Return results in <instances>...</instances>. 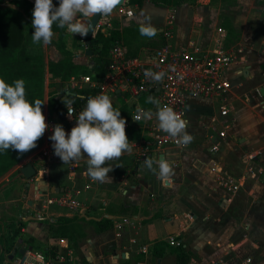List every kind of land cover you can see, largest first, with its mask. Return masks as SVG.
<instances>
[{
	"label": "crops",
	"instance_id": "obj_1",
	"mask_svg": "<svg viewBox=\"0 0 264 264\" xmlns=\"http://www.w3.org/2000/svg\"><path fill=\"white\" fill-rule=\"evenodd\" d=\"M236 4L237 13L240 15L249 16L252 7L258 17H264L262 3L254 7V4L250 6L249 0H236ZM136 8L139 9L135 21L137 25L150 18L152 25L157 28L155 37H146L149 43L164 37L160 31L166 10L152 7L146 2ZM175 8L171 16L173 35L169 39L173 48L191 52L197 49L201 54L217 46L216 43L221 40L219 26L216 25L218 16H213V22L209 23L204 11L181 5ZM215 13L217 14L218 10H215ZM158 21H161L160 25L155 26ZM231 21L239 30V25L235 26L236 21ZM224 31L227 36V29L223 28L222 33ZM123 34L128 40H131L129 35L134 34L141 41L125 45ZM121 35L125 49L134 47L137 43L147 42L142 41L139 26L124 28ZM129 52L126 51V54ZM140 53L138 57L146 55ZM250 53H245V62L240 60L225 68L224 75L227 80L243 73L248 76L247 83L249 80H254L252 85L256 83L252 66L248 62L251 58L253 60L263 55ZM54 81L59 82L58 79ZM260 89L261 87L259 91ZM44 99L43 114L46 123H59L70 132L76 122L65 117L69 127L64 126L55 112L48 108L46 96ZM213 101L218 102L216 98H188L186 102L187 131L193 138L204 136L207 144L193 145V139L184 150L173 146H153L146 156L142 157L139 154L143 140L135 136L137 133L132 129L127 133V137L133 145V151L130 154L125 153L113 162L112 171L108 174L112 183L107 184L94 182L88 177L86 157L76 161L77 168L73 172L69 163L63 164L60 158H52L48 148V128L43 135L41 146L25 157L27 162L24 164L29 163L35 168V176L26 180L19 172L13 180H19L23 189L17 195L8 194L6 201L18 203L25 199L26 204L31 206L28 211L35 213L42 212L39 205L51 196H70L78 202L81 208L79 211L76 209L78 206L43 205L42 209L48 208L44 211L46 216L30 213L23 218L28 221L24 231L33 236L34 245L42 243L46 247L55 248V256L58 253L66 256L69 264H152L153 259L157 264H181L178 260L181 251L188 256L185 264H241L245 259H250V264H264V110L261 112L260 108L256 109L255 114L249 118L244 112L238 126L243 135L234 138L239 143L243 141L240 144L247 152L256 153L260 160L253 161L250 170L248 167L246 170H223L225 154L221 143L217 141L219 150L213 154L209 149L211 142L209 143L207 134H198L194 129L198 123L216 128L218 124L214 119L218 118L221 123L220 118H228L229 114L227 117L220 116L218 106L216 107ZM217 138L224 140L226 135ZM147 159L166 160L173 170L172 174L167 178H159L144 166ZM116 164H122L123 167H117ZM213 164L222 169L223 173L219 172L218 168L209 170ZM222 175L233 180L237 186L235 190L228 189V185H225L226 178H220ZM6 179L8 181L10 178ZM51 207L55 210H50ZM74 216L80 218L78 222L81 235L75 243L66 239L67 244L60 246L57 238H50L45 227L59 217ZM44 219L47 223L41 222ZM101 219H109L111 227L97 232L90 220ZM170 237L179 241L180 246L170 244ZM18 242V248L23 249L26 255L38 252L32 246ZM158 242L165 243L160 258L153 254L154 246ZM143 246L147 247V253L141 252ZM19 249L14 254V264H19L23 256Z\"/></svg>",
	"mask_w": 264,
	"mask_h": 264
},
{
	"label": "clouds",
	"instance_id": "obj_2",
	"mask_svg": "<svg viewBox=\"0 0 264 264\" xmlns=\"http://www.w3.org/2000/svg\"><path fill=\"white\" fill-rule=\"evenodd\" d=\"M120 0H59V5L53 0H35L32 10L31 34L33 45H49L54 36L53 25L66 29L72 35L87 36L93 31L92 17L110 16ZM143 37L153 38L157 28L146 18L139 26ZM164 71H144V76L154 82H160L165 76ZM76 99H86V105L76 118V124L70 132L65 131L61 124L53 127L49 139L53 142L54 154L63 164L78 161L86 157V174L94 181L102 184L112 183L108 175L112 171L113 162L119 160L125 153H132L133 145L126 135V119L119 109L113 107L109 95L97 94L87 98L74 95L69 98L65 93L62 102L73 116L72 105ZM146 103L155 105V111L137 107L133 121H151L155 118L156 127L172 137L177 144L187 146L192 142V135L187 131L188 122L168 105L149 96ZM41 100L34 103L26 99L25 81L16 79L11 84L0 78V152L14 150L18 154L34 149L43 137L49 125L42 112ZM107 164V166H105ZM123 167L122 164H116ZM144 166L158 175L167 178L172 174V168L164 159H147Z\"/></svg>",
	"mask_w": 264,
	"mask_h": 264
},
{
	"label": "built area",
	"instance_id": "obj_3",
	"mask_svg": "<svg viewBox=\"0 0 264 264\" xmlns=\"http://www.w3.org/2000/svg\"><path fill=\"white\" fill-rule=\"evenodd\" d=\"M210 0H198L199 3H208ZM264 4V0H257ZM127 17L132 15V11L125 12ZM98 25V24H97ZM100 25L106 27L100 22ZM110 27V24H108ZM167 25H171V19ZM105 34L103 28L100 29ZM222 33V29L218 28ZM166 44L144 56L130 57L126 54L125 47L121 40H116L109 51V64L107 66V74L101 83H95L91 80L90 75L82 74L78 77L70 78L71 88H81L88 86L90 88L97 87V94H107L112 100L113 107H118L120 104L128 103L133 106L131 116L126 120V135L134 129L139 133V139L143 140L140 156L145 157L151 147L173 146L179 150L186 149L187 146L180 145L168 134L159 131L156 127V122L141 120L140 122L133 121L132 115H135V110L139 106L145 110L151 109L155 111V105H144V100L149 96L158 99L161 105H168L174 109L183 119L186 118V102L188 98H216L219 102L225 101V93L230 87L229 81L224 75L225 68L239 62L241 47L233 50H227L218 41V46L210 51L199 54L197 49L193 52L185 50H176L168 42L172 37L171 30H167L163 34ZM221 45V46H220ZM150 69L153 72L164 71L166 74L162 81L154 82L144 76V71ZM93 95V96H95ZM86 105V99L82 105L76 107L72 105L73 116H69L66 107L65 117L70 121L76 122L79 113ZM219 114L221 117H227L229 110L225 105L219 106ZM187 121V120H186ZM56 124L49 123V137L52 135L53 127ZM228 127L225 126V129ZM222 129L218 133L219 138L226 135V130ZM66 133L69 132L65 129ZM52 141L49 139V152L52 158H59L54 154ZM213 154L219 150V143H211L209 147ZM256 153H250L245 156V161L254 159ZM176 164V163H175ZM70 170L73 172L77 168V162L69 163ZM222 169L213 164L211 169ZM220 178H226L225 185H228L229 190H235L236 185L228 176L222 175ZM221 180V179H220ZM222 182L224 180H221ZM43 205H58L76 207L79 203L70 198V196H51L44 200ZM169 243L180 246V242L175 238L170 237ZM60 246H65L67 240L64 238L58 239ZM147 247H141V252L147 253ZM66 256L58 253L52 260L47 258L42 252H32L26 255L25 260L19 264H65ZM250 259H245L241 264H250ZM128 264V263H127Z\"/></svg>",
	"mask_w": 264,
	"mask_h": 264
},
{
	"label": "trees",
	"instance_id": "obj_4",
	"mask_svg": "<svg viewBox=\"0 0 264 264\" xmlns=\"http://www.w3.org/2000/svg\"><path fill=\"white\" fill-rule=\"evenodd\" d=\"M5 1L16 3L19 9L11 7L0 8V78L4 79L9 84L16 79H23L25 81L26 99L31 103H34L36 99L44 103L45 72H47L48 78L51 81L48 84L49 86L58 87L56 82H52L56 79L59 80L60 85L64 83L65 86H63V88L60 87L59 90H55L53 94L48 95L47 105L50 110L55 112L62 124L69 127V123L65 118L66 106L62 102L64 94L68 93L69 98L74 95L87 98L88 96L95 95L98 91L96 86L93 88L88 86L71 88L69 84L70 78L78 77L89 71L91 80L95 83H100L107 74L110 48L116 40H121L119 39L121 33L118 30H111L108 34H104L98 28L91 37H83L82 40L84 42L89 41L86 48L92 50L89 64L84 65L74 61L75 51L80 37L78 35L74 36L66 29H61L54 24L53 32L57 34V40L54 42V46L60 53L61 58L57 61L51 60L45 65L41 52H28L25 50L24 45H22L23 28L21 17H25L32 21L34 3L30 0H0V3ZM145 1L146 0H128L127 4L140 8ZM160 1L175 8L183 4L186 0ZM122 37L125 38V45L139 40L138 36L134 34L129 35L131 40H128V38L126 39L125 34H123ZM141 38L147 40L146 37L142 36ZM140 41L141 40H139L138 43H140ZM149 42V40H147V42L144 41L141 45H137V43L134 47V51L129 52L128 56H137L142 45L144 47L155 45V49H158L166 44L165 38L162 36L161 38L155 39L152 43ZM90 64L91 67L89 66ZM83 102L84 99H76L74 105L78 107L82 105ZM143 102L145 106L149 105L146 103V100ZM43 106L44 104H42V112ZM115 108L119 109L121 116L127 120L131 116L133 106L122 102L120 106ZM136 133V136H139L138 131ZM42 141L43 137L38 140L37 146L34 149L23 155L11 149L0 152V178L19 164L30 153L37 150L41 146ZM79 220L80 218L77 216L72 218L62 217L59 218L60 222L58 224H49L48 232L51 236L50 238H65L68 239L69 242L75 243V240L81 235ZM41 222L47 223V220L44 219ZM90 222L97 232H103L111 227V221L109 219L90 220ZM27 224L28 221L23 218L15 222L7 223L4 227L0 224V264H14L15 256H13V259H9V255L12 250L15 249L18 241H20L21 244L32 246L36 251L38 250L34 243L26 238L27 233L23 231ZM164 245V242L155 244L153 249L155 257L160 258L162 256ZM54 250L55 248L53 247L44 246L41 251L47 258L52 260L55 257ZM178 256V260L181 264H185L188 260V256L184 251H181Z\"/></svg>",
	"mask_w": 264,
	"mask_h": 264
},
{
	"label": "rangeland",
	"instance_id": "obj_5",
	"mask_svg": "<svg viewBox=\"0 0 264 264\" xmlns=\"http://www.w3.org/2000/svg\"><path fill=\"white\" fill-rule=\"evenodd\" d=\"M35 4V0H30ZM125 0V4L116 7L113 11V13L110 16H102L98 22V25L96 27V30L103 28L105 30V34H108L111 30H118L120 33H122V30L124 28H133L137 27L140 25H137L135 23L137 16L139 15V9L133 6H129ZM256 3H255V2ZM147 4L151 5L152 7H157L158 9H165V17H164V22L162 25V30L160 33L162 35L164 34L165 31L167 30H172L171 25H167L168 21L172 19V13L176 8H173L164 2H161L160 0H146L145 1ZM257 0H249L250 6L254 4V7L259 4ZM53 4L58 6L59 5V0H53ZM207 4V5H206ZM236 0H210L208 3L201 4L198 2V0H186L183 4H181L182 7L185 8H191L193 10H200L204 11L206 13V16L209 20V23L213 22V16H218V22L216 23L219 28L223 30V28L227 29V36L225 31L223 33H220V43L223 45V47L227 50H233L235 48L241 47V52L239 53L240 55V60L244 61V56L246 55L245 53L251 52L250 54H256L254 52H257L258 54L263 55L262 57H259L257 59L251 58V61H249V65L251 64L252 66V72H253V78H255L256 83H254V80H249L247 83V77L244 76L243 73L237 74L236 77L231 78V80H228L230 83L229 89L225 93V101L224 102H212L213 104L216 105V107L219 109L220 105H225L227 109L229 110V116L228 118H216L214 121L218 124L215 127H212L211 125H206V124H201L198 123L195 125V130L199 132L198 134L205 135L207 134V139L209 143H214V142H219L223 146L222 150L224 151V160L222 162V168L223 170H246L245 168L248 167L249 170L252 169V163L253 161H256L257 155L254 159L246 160L244 156L249 154L244 146H242L243 143L234 139L238 136H242L243 133L240 131V128H238L240 122H241V117L242 114L245 112L246 117L249 118L252 116V114H255L256 109L264 110V103L263 98L261 97L259 93V87L264 88V17L260 18L258 17L257 13L254 11V9L251 7V12L249 13V16L245 15H240L237 13L238 9L236 6ZM260 5V4H259ZM15 8L19 9L18 5L16 3L10 2V1H5L0 3V8ZM213 9V10H212ZM226 9V10H225ZM132 11V15L130 17H127L125 12L126 11ZM215 10H218V13H215ZM225 11H228L226 14ZM233 17V18H231ZM231 19L236 21L235 26L239 25L241 31H239L236 27L233 26ZM100 22L104 24L106 27H103L100 25ZM161 21L156 22L155 26L160 25ZM262 23V25H261ZM21 24L23 28V38H22V45H24V48L28 52H41L45 65L51 60H55L57 58H61L60 53L57 51V49L54 46V42L57 40V34H54L52 38V42L49 45H33L31 41V34L34 32V28L32 27V21L26 19L25 17H21ZM110 24V27L109 25ZM223 27V28H222ZM262 29V31H261ZM171 34L173 35L172 31ZM80 37V41L78 43V46L75 51V58L74 61L80 64L88 65L91 56H87L85 54L87 48L85 45V42L82 40V36L78 35ZM122 36V35H121ZM226 38V39H225ZM119 39L122 40V37H119ZM123 41V40H122ZM143 41V39H142ZM170 43L171 40H168ZM215 44V42H214ZM141 45V44H138ZM218 46V42L216 43ZM153 46V47H152ZM152 46H145L143 48L142 46L140 47V54L144 55L149 52H152L155 50V45ZM221 46V45H220ZM135 47V46H134ZM134 47H127L125 51H134ZM256 50V51H253ZM249 56V55H247ZM248 65V66H249ZM246 72V71H245ZM86 74L90 75V72H86ZM49 82H51L48 78L47 72H45V87H44V97L48 99L49 94H53L55 90H59V88H63L65 86L64 83L57 82V81H52L56 82V86H49ZM102 81H100L101 83ZM53 84V83H52ZM46 99V100H47ZM48 101V100H47ZM45 102V99H44ZM211 102V101H210ZM44 110V106H43ZM257 116V115H256ZM259 117V115H258ZM218 119V120H217ZM186 120V118H185ZM152 122H156L153 120ZM264 122V121H263ZM228 127L225 129V126ZM220 128V129H219ZM219 131L221 129L226 130V138L224 140H218L217 136V130ZM217 133V134H216ZM264 133V130H263ZM193 134V133H192ZM135 135V134H134ZM136 136V135H135ZM193 137V135H192ZM194 142L192 143L193 145L197 144L198 146H204V144L208 143L207 140L204 138V136H199L193 138ZM192 139V141H193ZM197 140V141H196ZM27 162V159H23L19 164H17L15 167H13L11 170L8 171V173L4 174L2 176V179H0V224L2 227H4L7 223L15 222L16 220H19L20 218H26L28 214L32 215H39V216H46L44 211L46 210L42 209L43 204L39 205V209L42 211L41 213H35L34 211H28L31 210V206L27 205L25 202V199L18 203H9L6 201L8 194L10 195H17L21 192L23 189V186L21 183H19V180L13 178L19 174V170L21 167L24 165V163ZM213 170V169H209ZM6 178H10L8 181ZM9 195V196H10ZM28 199V197H26ZM78 211L81 209L79 206L76 208ZM50 210H55L51 207ZM62 218V217H59ZM59 218H57L56 221H52V223L58 224ZM47 219V218H46ZM51 219V218H50ZM51 223V224H52ZM48 229V226L45 227V229ZM57 229V228H54ZM24 231V230H23ZM25 232V231H24ZM28 240L31 242H35V239H33V236L27 235L26 237ZM36 249H38V252H42L41 250L44 248V245L42 243L35 244ZM174 262V259L172 260ZM65 264H69V262H65ZM152 264H157L156 260L153 259Z\"/></svg>",
	"mask_w": 264,
	"mask_h": 264
},
{
	"label": "water",
	"instance_id": "obj_6",
	"mask_svg": "<svg viewBox=\"0 0 264 264\" xmlns=\"http://www.w3.org/2000/svg\"><path fill=\"white\" fill-rule=\"evenodd\" d=\"M125 4V1L124 0H120V2H119V4L117 5V7H120V6H122V5H124ZM102 17V16H101ZM100 16H99V14H97V15H94L93 17H92V21H91V23L93 24V26H95L94 27V29H93V31L91 32H89V34L87 35V36H84V37H86V38H89V37H91L93 34H94V32H95V30H96V27H97V24H98V22H99V20H100V18H101ZM89 44V41H86L85 42V45H88ZM85 54L87 55V56H92V50L91 49H87L86 50V52H85ZM90 67H91V64L89 65ZM260 94H261V96L264 98V88H261L260 89ZM20 173H21V175L26 179V180H29V179H31L33 176H35V174H36V170H35V168L31 165V164H24L22 167H21V169H20ZM59 190H57V192H58ZM30 203V202H29ZM20 246V244H19V242L16 244V247H15V249H13L12 250V252H11V254L9 255V259H13V256H14V254H15V252H16V249L18 248ZM19 251L21 252V253H23V256H22V258H21V263L25 260V258H26V254L24 253V250L23 249H19Z\"/></svg>",
	"mask_w": 264,
	"mask_h": 264
}]
</instances>
